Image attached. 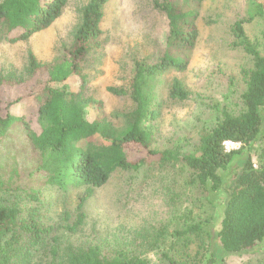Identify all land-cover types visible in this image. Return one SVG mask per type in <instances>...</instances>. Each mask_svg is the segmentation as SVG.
Wrapping results in <instances>:
<instances>
[{
	"label": "trees",
	"instance_id": "obj_1",
	"mask_svg": "<svg viewBox=\"0 0 264 264\" xmlns=\"http://www.w3.org/2000/svg\"><path fill=\"white\" fill-rule=\"evenodd\" d=\"M68 1L0 0V32L6 38L19 33L17 38H9L10 42L27 40L47 29ZM203 1L154 3L168 21L166 48L154 64L135 63L127 89L107 88L114 96H128L133 105L128 112L112 114L120 120V126L109 121L100 102L84 95L88 78L83 64L100 48L99 23L108 0H89L71 40L50 62L39 63L33 55L28 56V73L42 78L34 92L38 131L10 112L0 116V145L15 126L23 125L35 170L42 174L37 181L62 193L81 191L78 210L116 171L137 172L154 157L160 166L176 167L178 175L184 176L181 188L193 202L182 226L157 232L154 243L159 240L170 244L164 254L166 264H202L204 259L207 264H215L212 256L218 251L235 255L256 253L264 247V147L258 149L256 164L251 158L254 147L264 138V0H245L246 18L235 22L231 30L233 45L252 59L251 66L241 71L245 86L241 111L236 115L222 112L213 127L199 132L191 152L159 149L150 128L160 116L161 105L156 102L162 78L171 70L186 69L187 54L198 38L195 20ZM255 19L262 26L259 40L249 39L244 29ZM73 77L80 80L78 90L65 84ZM13 80L8 77L6 83ZM165 87L168 99H188L179 79L167 81ZM18 102H11L13 108ZM89 112L94 115L91 120ZM226 142L239 148L227 152ZM129 144L139 145L146 157L132 162L125 151ZM17 175L16 168L0 171V264H149L126 247L99 240L84 247L61 248L54 233L58 227L45 218L40 191L15 183ZM26 201L38 204L32 207ZM83 221L84 214H78L70 230L75 231ZM255 261L264 264V255Z\"/></svg>",
	"mask_w": 264,
	"mask_h": 264
},
{
	"label": "rangeland",
	"instance_id": "obj_2",
	"mask_svg": "<svg viewBox=\"0 0 264 264\" xmlns=\"http://www.w3.org/2000/svg\"><path fill=\"white\" fill-rule=\"evenodd\" d=\"M161 1L108 0L104 6L99 23L100 48L87 57L82 68L88 78L84 95L100 102L104 114L115 126H120L121 122L112 114L128 112L133 105L128 96H114L107 88L127 89L135 63L154 64L165 51L168 21L154 7L155 2ZM88 2L69 0L62 14L47 29L27 40L10 42L9 38H17L19 33L6 38L0 32V78L4 77L0 80V116L10 112L38 131L34 92L39 89L42 78L28 73V56L33 55L39 63L50 62L58 56L79 26ZM247 11L245 0H205L201 3L195 20L198 38L187 54L186 69L166 73L157 87L160 116L151 122L150 128L159 149L179 148L191 152L198 143L199 132L213 127L222 112L236 115L241 111V95L245 89L241 71L251 66L252 59L233 45L231 30L235 22L246 18ZM244 29L249 39H260L262 26L258 20ZM8 77L14 79L12 83H6ZM173 78L179 79L188 91V99L183 102L168 99L165 84ZM65 84L78 90L80 80L73 77ZM11 102H18L17 107L13 108ZM88 118L91 120L94 115L89 112ZM22 128L23 125L15 126L9 138L0 145V171L11 172L16 168L15 183L40 191L39 201L43 202L45 218L59 228L54 233L59 237L61 248L84 247L99 240L126 247L146 258L149 264H166L164 254L170 244L159 240L154 243V239H158L157 232L162 229L171 232L182 226L193 202V197L188 198L190 195L181 188L184 176L178 175L176 167L160 166L154 157L137 172L116 171L78 210L81 191L73 189L62 193L37 181L42 174L35 170V158ZM261 147H264V138L254 147L251 157L254 164ZM238 148V144L228 146L229 151ZM125 151L132 162L146 157L136 144L127 145ZM26 202L32 207L38 204ZM220 211L221 206H218L217 213ZM80 213L84 214V223L75 231L70 230ZM261 255H264V247L256 253L235 255L218 251L212 257L217 260L215 264H255V259ZM207 263L204 259L202 264Z\"/></svg>",
	"mask_w": 264,
	"mask_h": 264
},
{
	"label": "built area",
	"instance_id": "obj_3",
	"mask_svg": "<svg viewBox=\"0 0 264 264\" xmlns=\"http://www.w3.org/2000/svg\"><path fill=\"white\" fill-rule=\"evenodd\" d=\"M229 145H234V143H231V142H226V143H224V148H225V150L227 151V152H229V150H228V146Z\"/></svg>",
	"mask_w": 264,
	"mask_h": 264
}]
</instances>
